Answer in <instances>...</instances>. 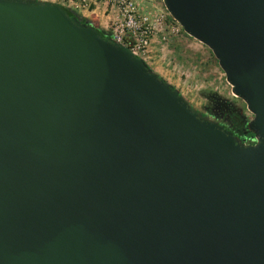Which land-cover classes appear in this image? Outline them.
Returning a JSON list of instances; mask_svg holds the SVG:
<instances>
[{"label": "water", "instance_id": "95a60500", "mask_svg": "<svg viewBox=\"0 0 264 264\" xmlns=\"http://www.w3.org/2000/svg\"><path fill=\"white\" fill-rule=\"evenodd\" d=\"M163 1L254 142L75 10L0 0V264H264V0Z\"/></svg>", "mask_w": 264, "mask_h": 264}, {"label": "rangeland", "instance_id": "374dc122", "mask_svg": "<svg viewBox=\"0 0 264 264\" xmlns=\"http://www.w3.org/2000/svg\"><path fill=\"white\" fill-rule=\"evenodd\" d=\"M59 4L60 0H50ZM142 10L152 18L165 14L167 38L163 39L158 32L152 41L149 66L166 81L179 89L180 93L197 109L207 103V94L216 93L223 99L234 102L250 120L253 113L247 108L246 102L236 96L225 72L210 47L185 32L178 21H174L163 0H136ZM98 11L110 13L109 8L99 3ZM75 10L82 14L79 9ZM112 17V14H111ZM108 19L106 25L99 21L100 28L109 32ZM105 24V23H104ZM170 25L178 28V33L170 32ZM170 26V27H169Z\"/></svg>", "mask_w": 264, "mask_h": 264}, {"label": "built area", "instance_id": "2783aa9c", "mask_svg": "<svg viewBox=\"0 0 264 264\" xmlns=\"http://www.w3.org/2000/svg\"><path fill=\"white\" fill-rule=\"evenodd\" d=\"M60 3L70 9H91L93 6L98 8L99 3L108 7L112 14L108 25L109 35L115 41L128 45L135 55L147 63L152 57L151 45L154 36L162 31L160 36L167 38V16L162 13L152 18L142 10L136 0H60ZM173 20L177 21L174 18ZM170 26V32L178 33V28ZM254 140L255 138L251 141Z\"/></svg>", "mask_w": 264, "mask_h": 264}, {"label": "flooded vegetation", "instance_id": "af4514ba", "mask_svg": "<svg viewBox=\"0 0 264 264\" xmlns=\"http://www.w3.org/2000/svg\"><path fill=\"white\" fill-rule=\"evenodd\" d=\"M236 104L230 100L223 99L220 96L214 100L211 101L207 99V103H205L202 107V109H198L201 111L204 115L209 116L210 118L218 121L222 125H224L226 128L231 130L235 135L240 136L242 139L246 138V142L250 143L255 138V135L253 134L252 139H247L246 133H242L238 126L234 124V122L231 119V112L237 110L239 107L235 106ZM241 109V108H239ZM254 142V141H253ZM252 142V143H253Z\"/></svg>", "mask_w": 264, "mask_h": 264}, {"label": "trees", "instance_id": "16d2710c", "mask_svg": "<svg viewBox=\"0 0 264 264\" xmlns=\"http://www.w3.org/2000/svg\"><path fill=\"white\" fill-rule=\"evenodd\" d=\"M65 8L68 10L69 14H71V15L76 14L74 10L67 8V7H65ZM85 20H88V23H91L92 26L99 29L103 34L109 35V32H107L106 30L99 27V25H98L99 21L97 19H93V18H89V17H83L82 21H85ZM217 96L218 95L216 93L212 92V93L207 94L206 98L211 100V101H214L217 98ZM235 106H237V105H235ZM230 115H231L230 117H231L232 121L234 122V124L239 127V129L242 133H244V131H245L246 137L250 141V139H252L251 137H253V133L247 129V123H248L249 119L247 118L245 113L241 109L238 108L237 110L231 112ZM244 140H246V138Z\"/></svg>", "mask_w": 264, "mask_h": 264}, {"label": "crops", "instance_id": "0c3cea01", "mask_svg": "<svg viewBox=\"0 0 264 264\" xmlns=\"http://www.w3.org/2000/svg\"><path fill=\"white\" fill-rule=\"evenodd\" d=\"M93 8H91V9H79V10L82 13L81 15H83L85 17L97 19L98 21L101 22L102 25H106L108 19H111V14L108 13L105 15L102 9L98 11L99 8H95L94 6H93Z\"/></svg>", "mask_w": 264, "mask_h": 264}]
</instances>
